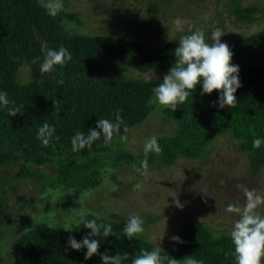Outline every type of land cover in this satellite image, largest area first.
<instances>
[{"label": "trees", "instance_id": "trees-1", "mask_svg": "<svg viewBox=\"0 0 264 264\" xmlns=\"http://www.w3.org/2000/svg\"><path fill=\"white\" fill-rule=\"evenodd\" d=\"M45 2L0 0V92H6L14 106H23L22 113L12 117L8 112L13 104L0 105V256L14 183L18 186L21 180L31 179L35 183L46 179L49 189L62 188L80 196L102 184L104 170L124 165L140 167L144 153L130 152L126 141H120L118 136L107 143L101 136L90 149L72 151L71 138L77 131L87 133L96 129L98 119L114 120L118 109L123 110L120 115L129 128L127 137L154 113L171 128L169 133L157 134L163 152L148 154V171L170 167L178 159L202 160L216 146V140L226 135L243 155L250 174L258 176L264 170V143L253 148L254 138L264 141V63L242 59L245 53L264 47V27L234 41L221 37V42L233 52L231 63L239 66L242 86L235 93V107L221 109L217 103L220 92L202 94L199 84L173 112L167 106H158L152 91L176 63L174 50L180 38L190 34V28H203L209 43L216 27L227 31L223 26L225 19L217 17L215 25L209 24L210 29L206 30L204 21L196 23L194 12L185 17L190 24L182 33L171 34L170 28L164 29L160 24L167 10L173 15L180 14L187 4L199 8L200 3H215L218 9L220 3H226L227 20L235 28H250L264 23V8L243 6L244 0H138L139 5L147 7H140L139 14H135V10L128 12L122 8L129 4L127 0H63V9L53 17L48 15ZM78 4L102 18L111 29L118 30L120 25V34L81 32L79 28L85 25L79 12L69 11ZM43 42L53 49L66 47L72 53V61L42 75ZM37 58L38 62L33 64ZM129 71L156 72L162 76L141 80L129 77ZM60 79L64 80L63 85L58 83ZM44 122L55 127V135L60 137L58 142L53 138L47 147L37 139ZM121 135H125L123 128ZM129 216L107 219L86 212L71 231L37 223L20 233L10 264H102L100 256L105 252H126L130 259L124 264H131L141 249L151 251L157 246L145 231L131 240L125 237L123 228ZM97 217V223L112 224L115 236L92 237L100 241V248L98 254L86 260L87 249H71L68 238L79 242L90 236L91 230L84 228L83 220ZM175 236L182 243L160 247L161 254L181 264L189 256L203 260V264H237L229 232H217L205 222L189 221L175 231Z\"/></svg>", "mask_w": 264, "mask_h": 264}, {"label": "rangeland", "instance_id": "rangeland-1", "mask_svg": "<svg viewBox=\"0 0 264 264\" xmlns=\"http://www.w3.org/2000/svg\"><path fill=\"white\" fill-rule=\"evenodd\" d=\"M139 3L141 2L134 0L128 5L124 4L122 8L128 12L135 10V14H139L137 9L147 7ZM200 4L199 8L187 4L181 8L180 14L171 15L167 10L160 24L164 29L170 28V33L176 35L182 33L190 24V20H187L189 13L195 12L196 23H199V20L204 21L206 30L210 29L209 24L215 25L216 17L220 20L225 19L223 26L227 31L223 37L226 41H234L264 27V23H261L250 28H235L227 20L226 3H220L218 9L214 7L215 3ZM241 4L264 8V0H244ZM72 6L69 11H78L80 21L85 25L79 28L81 32L120 34V25L118 30L111 29L102 18L95 16L87 7L79 4ZM177 18L187 22L183 25L182 31L174 24ZM242 59L264 63V47L245 53ZM128 75L141 80L162 76L156 72L138 74L132 71H129ZM170 129L168 125L162 124L154 113L145 124L129 133L127 149L136 154L144 153V143L149 137L169 133ZM216 143L202 160L178 159L172 166L148 171L143 177L131 166L124 165L104 170L102 184L80 196H75L72 191L62 188L51 190L46 187L49 183L46 179L35 183L31 179L21 180L18 186L14 183L11 188L15 190L8 201L9 211L4 225L0 264H10L11 254L16 251V242L22 231L41 222L52 227L73 229L80 217L79 212L74 210L79 209L107 219L138 214L144 220L148 239L157 247H166L173 243L175 231L189 221L205 222L217 232L231 233L234 222L239 217L234 213H228L226 207L235 202L243 205L245 201L243 192L236 185L242 184L249 189L264 191V170L258 176L250 174L247 164L242 161L243 155L236 151L234 141L227 135L219 137ZM48 171L52 172L51 169ZM137 184L140 187L137 188ZM43 188L45 189L42 190ZM177 199L183 205L182 209L175 206ZM258 211L264 215V206Z\"/></svg>", "mask_w": 264, "mask_h": 264}, {"label": "clouds", "instance_id": "clouds-1", "mask_svg": "<svg viewBox=\"0 0 264 264\" xmlns=\"http://www.w3.org/2000/svg\"><path fill=\"white\" fill-rule=\"evenodd\" d=\"M44 7L50 16H57L63 9V0H46ZM186 21L177 18L174 21L178 30H183ZM190 34L180 38L178 47L174 50L176 63L164 76L163 81L153 88L155 102L162 106L169 107L173 112L177 109L178 104H183L189 97L191 90L196 89L197 85L202 84L203 93L211 94L214 91L220 92L218 105L221 109L235 107L237 104L235 93L242 86L239 80V66L231 63L233 52L226 43L221 42L224 32L221 28L216 27L211 33V43L207 42L203 28L189 29ZM43 61L40 63L41 74L51 73L56 66L65 67L68 62L72 61V53L64 47L58 49L50 48L47 42L41 45ZM15 59V58H14ZM39 58L32 61L33 64L38 62ZM62 76V73H61ZM42 82V81H41ZM59 84L63 85L64 80L60 79ZM10 103L13 107L9 108V116L15 117L22 113L23 106L16 107L14 102H10L6 92H0V105L8 106ZM55 105L56 102L54 101ZM118 109L114 113V120L98 119L96 129H90L87 133L77 131L71 138L72 151L78 152L82 149H90L95 141L103 136L105 142H110L114 136H118L120 141H127L128 126L125 124ZM121 128L125 135H121ZM55 127L44 122L38 129L37 139L47 147L53 138L58 142L60 137L55 135ZM264 143L259 138H254L253 148H259ZM55 148V145L52 144ZM163 148L158 143L155 135L149 137L144 143V159L140 162V167L135 171L140 175L146 176L148 173V154H162ZM136 187H140L139 184ZM243 192L245 201L243 205L239 202L230 203L226 207L228 213H234L239 218L234 222L230 233L234 244V252L237 264H262L264 260V215L258 211L264 206V191L249 189L242 184L236 185ZM177 208H183V205L177 199L175 200ZM78 211L83 218L85 212L81 209ZM96 219L83 220L84 228L91 230L90 236H85L81 241L74 237L68 238V246L76 251L86 248L85 259H90L98 254L100 241L92 237L103 235L104 237L115 236L112 224L97 223ZM65 231H71L68 227ZM145 231L144 220L138 214H131L123 228L125 237L129 240ZM174 242L182 243L178 236H173ZM162 249L158 246L151 251L141 249L140 253L131 259V264H181L168 255H162ZM102 264H124L130 259L128 253H117L110 255L105 252L100 256ZM184 264H203V260L189 256L183 259Z\"/></svg>", "mask_w": 264, "mask_h": 264}]
</instances>
